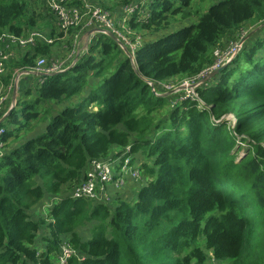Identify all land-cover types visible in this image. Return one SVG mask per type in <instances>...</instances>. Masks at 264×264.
Returning a JSON list of instances; mask_svg holds the SVG:
<instances>
[{
	"label": "trees",
	"instance_id": "1",
	"mask_svg": "<svg viewBox=\"0 0 264 264\" xmlns=\"http://www.w3.org/2000/svg\"><path fill=\"white\" fill-rule=\"evenodd\" d=\"M29 1L0 0V34H44ZM98 1L87 2L109 18L138 6L115 25L136 44L127 48L132 59L95 34L73 66L18 93L0 121V264H57L65 242L75 252L66 264H208L210 255L218 264H264V37L246 40L196 98L172 106L157 91L172 78H197L220 40L238 37L246 22L264 23V0H218L204 12L192 9L195 0ZM34 5L56 23L44 0ZM57 30L50 38L63 36ZM51 47L22 50L2 84L13 69L51 59ZM44 104L60 106L49 115ZM113 146L129 148L138 178L108 202L73 199L92 161H105Z\"/></svg>",
	"mask_w": 264,
	"mask_h": 264
},
{
	"label": "built area",
	"instance_id": "2",
	"mask_svg": "<svg viewBox=\"0 0 264 264\" xmlns=\"http://www.w3.org/2000/svg\"><path fill=\"white\" fill-rule=\"evenodd\" d=\"M76 1L81 3V7L71 5V0H44V2H46L45 4L47 9L55 17L56 27L59 29V32L63 33V36L60 39L66 37L67 32L70 28H75L77 26V19L79 18L80 14L89 13L91 15L90 18L87 19L81 25V27L88 28L87 30L100 28L104 31H109L113 35H115L126 46V48H129L131 51H133L132 49L136 47V44L128 41L115 29L113 22L108 17V14L106 12L102 11L96 6L90 5L86 0ZM146 1L147 0H141L139 5H144ZM137 8V5H126L122 11L126 15L127 13H132ZM38 42H43L46 45H53L54 40L38 31L27 32L26 34L21 36H16L8 32H3L0 34V116L3 110V106L7 102L9 94L13 89V82L17 83L18 79L21 76L28 75V71L31 73L43 74L45 76H48L50 74L62 73L65 70L66 63L64 60L59 61L40 57L35 61V65L33 67L28 69H21L19 71L17 70L16 72H20V74L15 81L14 79L16 72L13 74L7 86L2 84V77L6 73L7 65L13 57L15 50H25L28 48H32ZM12 46H15V48H11ZM229 47L230 48L224 53V56L221 57L222 61L227 60L230 55H233L235 45H233V43H230ZM215 53L217 54V52ZM206 70H209V68H207ZM203 71L206 72L205 70ZM203 71L197 78L195 77V79H189L193 89H196L197 86H200L204 83L202 82L204 80ZM43 78L45 77H39V84L43 83ZM191 95L192 92L187 93L183 99L196 98ZM2 133L3 129L0 128V138L2 136ZM127 150L128 148H126L120 155L122 158L121 170L126 169L130 164L129 156L125 155V151ZM1 155L2 152L0 150V156ZM126 162L127 165L125 164ZM131 176L133 178H138V171L136 170V168H133V174ZM109 184L120 187L123 184V179L120 177L116 178L114 176L112 168L106 161H92L90 170L86 173L85 180L81 184L73 188L71 197L73 199L109 201L111 198V194L107 191V187ZM72 255H75V252L70 248L68 243H63L60 248V254L57 257V264H66V261Z\"/></svg>",
	"mask_w": 264,
	"mask_h": 264
},
{
	"label": "rangeland",
	"instance_id": "3",
	"mask_svg": "<svg viewBox=\"0 0 264 264\" xmlns=\"http://www.w3.org/2000/svg\"><path fill=\"white\" fill-rule=\"evenodd\" d=\"M88 1V0H86ZM98 1V0H97ZM215 1H218V0H205L203 2H199L198 0L196 1H193L192 3V9H199V11L201 12H204L207 10V8ZM99 2V1H98ZM46 3V2H45ZM109 5H112V2L109 4ZM115 5V4H114ZM27 9H28V12L30 14V12L33 13L34 15V19H36V23H37V30H47L49 31L51 29V27L49 26L48 24V21L51 20V17L49 16V14H47V11L46 9L43 7V5H34V0H31L29 2H27ZM122 11V10H121ZM90 14L89 13H82L79 15V18L77 19L78 20V24L75 28H81V25L87 20L90 18ZM129 17H127L128 19ZM111 21L113 22L114 26L118 23V24H122V19H126V15L123 13L122 11V14L121 15H118V16H112V18L110 17ZM178 22V21H177ZM194 22L193 19L191 20H185V21H180L178 22V24L175 26V28L179 27V26H183V25H188L190 23ZM258 27L257 26H251L248 22H246V24L242 27V32H240V34L238 35V37H235L234 39L232 40H227V39H221L220 42L218 43V46L215 50V52H217V54L214 52V61H213V64L212 66L209 67V70H206V72L203 71V78L204 80L202 82L206 83L208 82L212 77H210V75L218 70V69H221L225 66H227L232 58L240 51V49L242 48L243 44H245L246 40L243 42V40L256 28ZM262 30L259 29L258 31H256L251 37H249L247 39V41L251 42L252 39L256 38V37H264V31L263 32H260ZM89 31V30H87ZM58 32V30L56 31ZM67 37V35H66ZM60 41V40H58ZM58 41L55 43V47L53 46V48H58L57 44H58ZM84 43V41H83ZM230 43H233V45H235V50L233 52V55H230L229 58L227 60H224L222 61L221 60V57L224 56V53L230 48L229 45ZM54 44V43H53ZM65 45V42L63 43ZM72 44V43H71ZM71 44L70 47H71ZM60 46V44H58ZM69 45H68V42H66V46L69 48ZM77 46V45H75ZM11 48H15V46H12ZM58 55L55 54V57H54V60H59V61H62L63 59H60L59 57H61V55H63L62 57L65 58L66 62V67H67V64L68 66H72V63H73V58L70 60V59H67V57L69 56L68 54V51H64L62 49H59L58 50ZM70 53V52H69ZM15 58V57H13ZM67 67V68H69ZM67 68H65V70H67ZM17 70V69H16ZM20 70V69H19ZM18 70V71H19ZM64 70V71H65ZM63 71V72H64ZM20 72H16L15 74V79L14 81L16 80V78L19 76ZM33 75H28L27 76V79L29 80L30 78H32ZM210 77V78H209ZM36 85H39V83L35 84V85H31V86H35V87H32L31 89H34L36 88ZM155 87H157V84H155ZM199 86H197L196 88H198ZM18 90L21 89V83H19V86L17 88ZM25 89V88H24ZM154 89V87H153ZM157 90V88H155ZM159 93L158 94H162L164 96H171V102H169L168 104L172 103V106H174L177 102H179L181 99L184 98V96L187 94V93H191L192 92V95L191 96H194L196 97V92H195V88L193 89L192 87V84L190 83V80L186 77H176V78H172V79H169V80H166L164 81V83H160L159 86H158V90H157ZM155 92V91H154ZM173 92V93H172ZM17 97V96H16ZM30 98V97H29ZM60 106V104H44V105H41V106H48V107H44V110H48L49 112V115L51 113H54L56 112V108L53 107V106ZM170 105H167L164 107V110H167L169 109ZM162 110H161V113L160 115H162ZM226 118V120H229L230 117L229 116H224ZM4 127H7L9 128V124L8 122L5 123ZM239 145H241V147L244 149L245 145L243 144H240L238 143ZM129 148L127 151H125V155H129ZM124 152V151H120L118 147L116 146H113L111 148V150L109 151V153L107 154L106 156V159L105 161L110 165V167L112 168V171H113V174L114 176L117 178V177H120L123 179V184L120 186V187H117L115 185H108L107 187V191L110 193V194H116L117 191L118 193H120V190H122L126 185H127V180L130 178V179H133L134 178L131 176L133 174V168L136 167L137 164H132V165H128L126 169L124 170H121V166H122V158H121V153ZM138 157L139 154H137ZM127 165V162L125 163ZM117 193V195H118ZM105 201V200H104ZM108 202V201H106ZM40 213V210L38 211ZM45 212L47 214V210L45 209ZM34 218H38L39 215H36V216H33ZM211 257V260L208 262V264H218L216 262L215 259L212 258V256L210 255ZM227 264V263H225Z\"/></svg>",
	"mask_w": 264,
	"mask_h": 264
},
{
	"label": "crops",
	"instance_id": "4",
	"mask_svg": "<svg viewBox=\"0 0 264 264\" xmlns=\"http://www.w3.org/2000/svg\"><path fill=\"white\" fill-rule=\"evenodd\" d=\"M48 24H49V26L51 27V29L50 30H54V31H57V27H56V23L54 22V20L51 18V20L50 21H48ZM83 27H81V29H82ZM50 30L49 31H47V30H45L44 29V34L47 36V37H49L50 38ZM87 32V31H86ZM85 32V33H86ZM85 33L83 34V35H81V33H78L75 37L73 36V37H71L70 35H67V37H65V38H63V39H59V38H52L53 40H54V44L52 45V46H54L55 47V43L58 41V40H60V41H58V44H60V46L57 44V46H58V48L56 49V48H53V47H51V52H52V56H51V59H54V57H55V54H57L58 55V50L59 49H62V50H64V51H68V54H69V56L67 57V59H72L73 58V62H74V60H75V58L77 57L78 58V56H79V54H82V52L83 51H85L86 52V50H87V47L85 48V40H84V35H85ZM81 35V36H80ZM94 36V35H93ZM92 36V37H93ZM92 37H90V39H89V42H90V40H91V38ZM83 41H84V43H83ZM65 42V45L63 44ZM66 42H70V44H71V47H70V45H69V48L66 46ZM89 44V43H88ZM75 45H77V46H75ZM70 52V53H69ZM24 52L22 51V50H20V49H18V50H15V52H14V54H13V57H15V58H11V60L9 61V63H8V65H7V70H6V73L8 72V73H11V67H12V63L13 62H15L16 60H17V58L20 56V55H22ZM63 55H61V57H59L60 59H63V60H66L65 58H63L62 57ZM56 58V57H55ZM47 59V58H46ZM66 63H68V62H66ZM17 70H19V69H17ZM16 69H13V71H12V75L11 76H13V74L17 71ZM5 73V74H6ZM29 75V74H28ZM28 75H25V76H21L19 79H18V81H17V84L15 83V82H13V89H12V91H11V93L9 94V97H8V99H7V102L5 103V105L3 106V110L5 109V112H4V114L0 117V121L2 120V117L6 114V112H8V110H9V108L11 107V104H12V93H13V90H14V87H15V85L17 86L16 88H18V86H19V83H21V89H16V96L18 97V93L20 94L21 93V90H23L25 87H30L32 84L33 85H35V84H37L38 82H39V77L38 76H36L35 74H30V75H33V77L32 78H30L29 80L27 79V76ZM5 76V75H4ZM3 76V77H4ZM43 126H44V124L43 125H41L39 128H37V129H35L31 134H29V135H27V137H32V136H34V135H36L39 131L41 132L42 131V129H43ZM132 181H134L133 179H128L127 180V184L128 183H131ZM132 186H130V188H136V191L133 193V194H135L136 192H137V190L141 187V185H136V182H133L132 184H131ZM123 191V190H122ZM117 193H118V191H117ZM117 193L116 194H111V196H116L117 195ZM128 194L129 193H127V191H126V195L128 196ZM48 205H51V203H49ZM48 205H46V208L48 207ZM48 209V208H47Z\"/></svg>",
	"mask_w": 264,
	"mask_h": 264
},
{
	"label": "water",
	"instance_id": "5",
	"mask_svg": "<svg viewBox=\"0 0 264 264\" xmlns=\"http://www.w3.org/2000/svg\"><path fill=\"white\" fill-rule=\"evenodd\" d=\"M261 28H264V23H261L260 25H258V27H256L244 40H243V42L245 41V40H247L249 37H251L256 31H258L259 29H261ZM104 34V35H106L107 37H109L110 39H112L119 47H120V49L130 58V59H132V57H131V55L129 54V52H128V50H127V48H126V46L115 36V35H113L111 32H109V31H104L103 29H100V28H95V29H93V30H89V31H87L86 33H85V35H84V40H85V48L88 46V43H89V39H90V37L93 35V34ZM77 57L75 58V60H74V62L72 63V66L77 62ZM71 67V66H70ZM69 67V68H70ZM69 68H67V69H69ZM222 69V68H221ZM221 69H218V70H216V71H214L211 75H210V77H212V76H215V75H217L218 73H219V71L221 70ZM28 74H35L36 76H39V77H54L55 75H57V74H50V75H48V76H45V75H43V74H36V73H31V72H29L28 71ZM209 77V78H210ZM17 84V83H16ZM149 85H150V87H151V91L152 92H154V89H153V84L151 83V82H149L148 83ZM17 86L15 85V87H14V90H13V93H12V104H11V107L9 108V110H8V112H6V114L2 117V120H1V122L2 121H4L5 119H6V117L8 116V114H9V112L13 109V107L16 105V100H17V97H16V88ZM173 93V92H172Z\"/></svg>",
	"mask_w": 264,
	"mask_h": 264
}]
</instances>
